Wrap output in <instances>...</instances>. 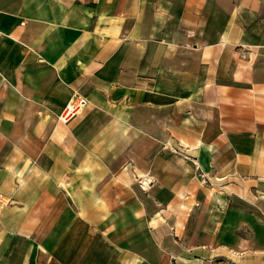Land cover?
Listing matches in <instances>:
<instances>
[{
	"label": "crops",
	"instance_id": "1",
	"mask_svg": "<svg viewBox=\"0 0 264 264\" xmlns=\"http://www.w3.org/2000/svg\"><path fill=\"white\" fill-rule=\"evenodd\" d=\"M2 198L0 264H264V0H0Z\"/></svg>",
	"mask_w": 264,
	"mask_h": 264
},
{
	"label": "built area",
	"instance_id": "2",
	"mask_svg": "<svg viewBox=\"0 0 264 264\" xmlns=\"http://www.w3.org/2000/svg\"><path fill=\"white\" fill-rule=\"evenodd\" d=\"M84 100L79 97H73L62 109L60 115L58 116V120L62 123L68 122L70 119L75 117L80 113L82 108L84 107ZM142 188H147L146 182H140Z\"/></svg>",
	"mask_w": 264,
	"mask_h": 264
},
{
	"label": "rangeland",
	"instance_id": "3",
	"mask_svg": "<svg viewBox=\"0 0 264 264\" xmlns=\"http://www.w3.org/2000/svg\"><path fill=\"white\" fill-rule=\"evenodd\" d=\"M0 202L2 203V204H5V203H7V201H6V199H0Z\"/></svg>",
	"mask_w": 264,
	"mask_h": 264
}]
</instances>
